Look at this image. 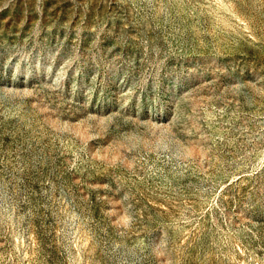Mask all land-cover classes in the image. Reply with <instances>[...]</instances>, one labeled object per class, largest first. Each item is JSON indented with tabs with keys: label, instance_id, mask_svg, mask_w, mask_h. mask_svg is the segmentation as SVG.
Listing matches in <instances>:
<instances>
[{
	"label": "rangeland",
	"instance_id": "374dc122",
	"mask_svg": "<svg viewBox=\"0 0 264 264\" xmlns=\"http://www.w3.org/2000/svg\"><path fill=\"white\" fill-rule=\"evenodd\" d=\"M0 264H264V0H0Z\"/></svg>",
	"mask_w": 264,
	"mask_h": 264
}]
</instances>
